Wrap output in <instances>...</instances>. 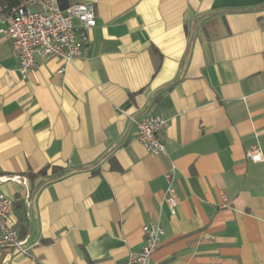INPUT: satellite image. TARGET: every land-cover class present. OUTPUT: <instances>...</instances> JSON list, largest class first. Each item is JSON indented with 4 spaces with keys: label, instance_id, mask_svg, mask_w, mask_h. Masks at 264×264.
<instances>
[{
    "label": "crops",
    "instance_id": "obj_1",
    "mask_svg": "<svg viewBox=\"0 0 264 264\" xmlns=\"http://www.w3.org/2000/svg\"><path fill=\"white\" fill-rule=\"evenodd\" d=\"M95 10L83 56L37 55L26 80L0 34V194L30 248L0 244V264H125L155 225L153 264H264V162L247 158L264 156V0ZM149 115L168 120L166 154L136 139L132 119ZM48 167L69 174L32 195L27 174Z\"/></svg>",
    "mask_w": 264,
    "mask_h": 264
},
{
    "label": "built area",
    "instance_id": "obj_2",
    "mask_svg": "<svg viewBox=\"0 0 264 264\" xmlns=\"http://www.w3.org/2000/svg\"><path fill=\"white\" fill-rule=\"evenodd\" d=\"M98 0L61 7L60 0H23L16 7H0V34L11 44L19 62V72L24 80L36 69V56L56 58L64 65L83 56L88 44V33L97 26L96 4ZM78 22V26L74 22ZM63 70L59 73L62 74ZM138 142L152 155L166 154L162 134L168 127V120L159 115L132 119ZM253 163L264 162L259 145L247 152ZM173 168L166 178V203L170 213L175 215L178 207L176 190L172 185ZM14 201L0 194V244L14 248L22 255H30V248L20 238L16 226ZM144 246L130 252L125 264H153V256L162 244L164 230L158 226L145 229Z\"/></svg>",
    "mask_w": 264,
    "mask_h": 264
},
{
    "label": "trees",
    "instance_id": "obj_3",
    "mask_svg": "<svg viewBox=\"0 0 264 264\" xmlns=\"http://www.w3.org/2000/svg\"><path fill=\"white\" fill-rule=\"evenodd\" d=\"M23 0H0V7H16L18 6ZM100 164V161L97 162L93 167H96ZM50 168H44L38 173H28L27 177L30 181H35L37 179H41V181L38 183V185L32 190V195L38 194L45 186L49 185L50 183L60 180L67 176L69 172L53 167L52 168V175L48 176V170ZM15 206V203H14Z\"/></svg>",
    "mask_w": 264,
    "mask_h": 264
},
{
    "label": "water",
    "instance_id": "obj_4",
    "mask_svg": "<svg viewBox=\"0 0 264 264\" xmlns=\"http://www.w3.org/2000/svg\"><path fill=\"white\" fill-rule=\"evenodd\" d=\"M66 0H60V3H61V7L65 10V9H67V5H66Z\"/></svg>",
    "mask_w": 264,
    "mask_h": 264
}]
</instances>
